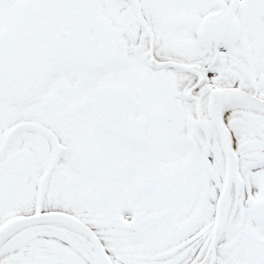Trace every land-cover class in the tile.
Returning a JSON list of instances; mask_svg holds the SVG:
<instances>
[{
    "label": "snow or ice",
    "instance_id": "1",
    "mask_svg": "<svg viewBox=\"0 0 264 264\" xmlns=\"http://www.w3.org/2000/svg\"><path fill=\"white\" fill-rule=\"evenodd\" d=\"M0 264H264V0H0Z\"/></svg>",
    "mask_w": 264,
    "mask_h": 264
}]
</instances>
